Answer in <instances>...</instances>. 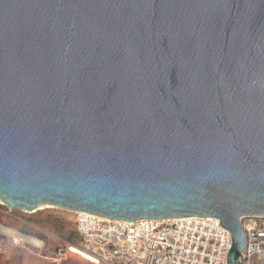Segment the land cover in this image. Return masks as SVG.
<instances>
[{
	"label": "water",
	"instance_id": "obj_1",
	"mask_svg": "<svg viewBox=\"0 0 264 264\" xmlns=\"http://www.w3.org/2000/svg\"><path fill=\"white\" fill-rule=\"evenodd\" d=\"M0 201L134 222L264 217V0H0Z\"/></svg>",
	"mask_w": 264,
	"mask_h": 264
},
{
	"label": "built area",
	"instance_id": "obj_2",
	"mask_svg": "<svg viewBox=\"0 0 264 264\" xmlns=\"http://www.w3.org/2000/svg\"><path fill=\"white\" fill-rule=\"evenodd\" d=\"M73 213L80 246L34 227L58 241V245L51 249L54 264L62 263L69 246L102 264H228L231 234L220 226L219 219L215 217L127 222L81 211ZM239 219L246 236L245 248L240 252L241 264H264V217L241 216ZM245 219L259 222L246 224ZM16 235L30 238L15 230L12 234L2 233L6 242L14 247L30 244L37 249L45 248L39 239V244L35 245L25 238H16Z\"/></svg>",
	"mask_w": 264,
	"mask_h": 264
},
{
	"label": "rangeland",
	"instance_id": "obj_3",
	"mask_svg": "<svg viewBox=\"0 0 264 264\" xmlns=\"http://www.w3.org/2000/svg\"><path fill=\"white\" fill-rule=\"evenodd\" d=\"M48 205L50 204H40L38 206L39 209H35V214H33L34 211L24 212L19 209L10 210L8 206L2 204L0 201V218L8 226H10L12 230H20L26 233L27 236H30L32 238L39 237L34 230V227H37L50 235L62 237L72 244L80 246V239H78L75 234V215L73 211L51 205V207L48 208ZM257 222H259V220H244V223L246 224H254ZM1 223L0 227L3 226ZM0 234H2L1 231ZM44 242V244L46 245L45 249H37L30 244H26L22 247H16L17 249L11 251L21 254L23 256V259L28 260L30 264H54L52 261L53 255L51 253V249L58 245V241L46 235ZM4 244H7L6 240L0 242V246ZM3 254H5L4 251L0 252V255ZM63 264L100 263L94 261L89 257L79 254H73L71 258L65 261Z\"/></svg>",
	"mask_w": 264,
	"mask_h": 264
},
{
	"label": "crops",
	"instance_id": "obj_4",
	"mask_svg": "<svg viewBox=\"0 0 264 264\" xmlns=\"http://www.w3.org/2000/svg\"><path fill=\"white\" fill-rule=\"evenodd\" d=\"M2 241H5V238L2 236V234H0V242ZM15 249L17 248L10 245L8 242L6 245H1L0 252L4 251L5 254L0 255V264H30L28 260L23 259L21 254L11 251Z\"/></svg>",
	"mask_w": 264,
	"mask_h": 264
},
{
	"label": "bare ground",
	"instance_id": "obj_5",
	"mask_svg": "<svg viewBox=\"0 0 264 264\" xmlns=\"http://www.w3.org/2000/svg\"><path fill=\"white\" fill-rule=\"evenodd\" d=\"M2 203V202H1ZM3 204V203H2ZM51 206H53V205H51ZM50 205H48V208L49 207H51ZM52 208H54V207H52ZM39 208H37V210H38ZM36 210V211H37ZM25 212V211H24ZM35 212V211H34ZM0 231L2 232V233H4V234H12L13 233V230H11L10 231V229H8V227H5V226H1L0 227ZM16 238H20L21 236H15ZM21 238H25V237H21ZM27 241H29V242H31L32 244H35V245H37V244H39L38 243V240L36 239V238H32V237H30V238H25ZM73 254H79V255H83V256H86V257H89V258H91V259H93L94 261H96V262H98V263H100V264H102L100 261H98L97 259H95V258H92L91 256H89V255H87V254H85V253H83V252H81V251H79V250H76L75 248H72V247H68L67 248V250H66V254H65V257H64V259H63V261H62V263L64 262V261H67V260H69L70 258H71V256L73 255Z\"/></svg>",
	"mask_w": 264,
	"mask_h": 264
},
{
	"label": "trees",
	"instance_id": "obj_6",
	"mask_svg": "<svg viewBox=\"0 0 264 264\" xmlns=\"http://www.w3.org/2000/svg\"><path fill=\"white\" fill-rule=\"evenodd\" d=\"M37 213V212H36ZM33 214H35V212L33 213ZM75 219V218H74ZM2 222V223H1ZM0 223L3 225V226H5V227H8V228H11L10 226H8L1 218H0ZM31 228V227H30ZM32 229V228H31ZM34 229V228H33ZM13 230H15V229H13ZM35 230V229H34ZM15 231H18V232H20V233H23V234H26V233H24V232H22V231H20V230H15ZM35 232L37 233V235L39 236V237H34V238H36V239H39V240H41V241H43L44 242V240H45V234L44 233H41V232H39V231H37V230H35ZM45 243V242H44ZM45 247H46V245H45ZM45 249V248H44ZM65 262V261H64ZM63 262V263H64ZM62 263V264H63Z\"/></svg>",
	"mask_w": 264,
	"mask_h": 264
}]
</instances>
